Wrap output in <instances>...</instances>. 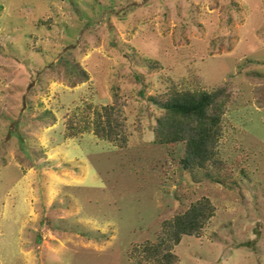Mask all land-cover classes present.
<instances>
[{
	"label": "rangeland",
	"instance_id": "374dc122",
	"mask_svg": "<svg viewBox=\"0 0 264 264\" xmlns=\"http://www.w3.org/2000/svg\"><path fill=\"white\" fill-rule=\"evenodd\" d=\"M173 84L234 90L231 174L155 142L149 97ZM115 93L126 148L66 136ZM202 197L216 214L179 264H264V0H0V264H133Z\"/></svg>",
	"mask_w": 264,
	"mask_h": 264
},
{
	"label": "trees",
	"instance_id": "16d2710c",
	"mask_svg": "<svg viewBox=\"0 0 264 264\" xmlns=\"http://www.w3.org/2000/svg\"><path fill=\"white\" fill-rule=\"evenodd\" d=\"M73 72L78 71L70 67ZM86 77L84 71L79 72ZM231 86L223 84L214 90L179 87L173 84L167 91L150 96L149 102L161 110L154 126L155 142L161 145L183 144L179 162L186 170H224L231 174V166L219 158L220 140L224 133V119L228 105L235 100ZM89 105V109H91ZM126 103L114 94L111 104L93 109V117L85 110L77 124L69 121L67 137L92 132L101 140L121 148L129 142V128L125 116ZM216 214V206L208 197L191 203L187 210L162 223L156 241L135 246L130 253L133 264H179L174 252L184 236L200 237Z\"/></svg>",
	"mask_w": 264,
	"mask_h": 264
}]
</instances>
